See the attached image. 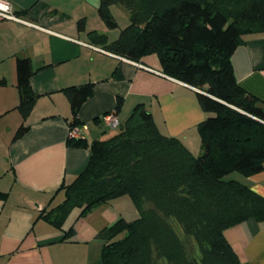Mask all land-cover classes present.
<instances>
[{
    "label": "trees",
    "instance_id": "trees-1",
    "mask_svg": "<svg viewBox=\"0 0 264 264\" xmlns=\"http://www.w3.org/2000/svg\"><path fill=\"white\" fill-rule=\"evenodd\" d=\"M113 6L127 11L128 25L114 40L90 31L89 42L133 62L156 54L164 76L196 89L206 114L197 125L201 154L161 133L139 103L106 140L68 138L69 147L89 149V161L61 185L62 200L38 218L63 229L74 210L82 217L128 196L138 217L120 218L98 232L102 264H241L224 231L246 220L263 223L264 197L226 177L263 170L264 104L237 83L231 57L246 36L264 34V0H100L98 15L109 30L119 28ZM84 26L80 20L79 31ZM34 72L30 59H17L23 123L14 139L28 130L25 122L38 98L30 86ZM63 92L71 109L69 128L80 126L78 113L93 84ZM74 236L73 227L65 230L64 239Z\"/></svg>",
    "mask_w": 264,
    "mask_h": 264
},
{
    "label": "crops",
    "instance_id": "crops-1",
    "mask_svg": "<svg viewBox=\"0 0 264 264\" xmlns=\"http://www.w3.org/2000/svg\"><path fill=\"white\" fill-rule=\"evenodd\" d=\"M2 1L25 23L0 19V193L5 195L0 197V264H102L98 232L120 218L138 217L128 196L82 217L74 210L63 229L38 218L62 200L59 188L80 174L90 157L89 149L67 145L71 109L63 89L93 84V94L78 113L89 144L116 134L103 122L104 115L114 111L122 125L144 103L161 133L179 138L197 156V125L206 118L198 91L164 76L156 54L133 62L89 42L90 31L117 38L129 23L121 6L111 8L119 28L109 30L98 15L100 0ZM80 20L84 31L78 29ZM18 58L31 60L35 72L30 86L38 98L25 122L28 130L14 139L23 123L17 109ZM231 63L237 83L264 104V34L246 36ZM226 179L264 197V167L249 177L231 173ZM70 227L75 236L64 239ZM224 236L241 264H264V222L246 220L226 229Z\"/></svg>",
    "mask_w": 264,
    "mask_h": 264
},
{
    "label": "built area",
    "instance_id": "built-area-1",
    "mask_svg": "<svg viewBox=\"0 0 264 264\" xmlns=\"http://www.w3.org/2000/svg\"><path fill=\"white\" fill-rule=\"evenodd\" d=\"M0 19L25 23L23 20L16 16L12 6L8 2L2 0H0ZM103 122L108 127L113 129L120 127L119 119L114 111L104 115ZM84 129H86V125H80L70 128L69 138H83L82 130Z\"/></svg>",
    "mask_w": 264,
    "mask_h": 264
},
{
    "label": "rangeland",
    "instance_id": "rangeland-1",
    "mask_svg": "<svg viewBox=\"0 0 264 264\" xmlns=\"http://www.w3.org/2000/svg\"><path fill=\"white\" fill-rule=\"evenodd\" d=\"M118 131H119V128L113 130L114 133H118ZM172 224H173L174 228L176 229V231L179 233V235L183 237L184 235L182 233V230L178 226V224L173 220H172Z\"/></svg>",
    "mask_w": 264,
    "mask_h": 264
}]
</instances>
